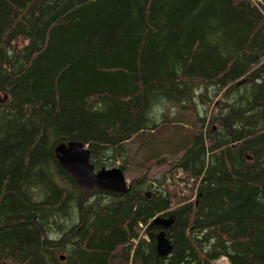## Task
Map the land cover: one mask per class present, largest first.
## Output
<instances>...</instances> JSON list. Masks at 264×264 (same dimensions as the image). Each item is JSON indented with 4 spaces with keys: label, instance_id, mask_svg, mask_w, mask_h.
<instances>
[{
    "label": "trees",
    "instance_id": "1",
    "mask_svg": "<svg viewBox=\"0 0 264 264\" xmlns=\"http://www.w3.org/2000/svg\"><path fill=\"white\" fill-rule=\"evenodd\" d=\"M72 141L145 170L84 190ZM221 258L264 264V0H0V264Z\"/></svg>",
    "mask_w": 264,
    "mask_h": 264
},
{
    "label": "water",
    "instance_id": "2",
    "mask_svg": "<svg viewBox=\"0 0 264 264\" xmlns=\"http://www.w3.org/2000/svg\"><path fill=\"white\" fill-rule=\"evenodd\" d=\"M56 156L62 167L75 179L78 186L84 190L98 189L102 191L124 193L129 189L125 172L119 167L96 169L91 162L90 151L81 142L60 143L55 148ZM150 196V193H148ZM173 219L156 217L154 223L161 226L156 235V249L160 256L169 255L173 250L171 241L166 236V229ZM65 260V256L60 257Z\"/></svg>",
    "mask_w": 264,
    "mask_h": 264
},
{
    "label": "rangeland",
    "instance_id": "3",
    "mask_svg": "<svg viewBox=\"0 0 264 264\" xmlns=\"http://www.w3.org/2000/svg\"><path fill=\"white\" fill-rule=\"evenodd\" d=\"M202 114H204V109L201 112ZM130 148H131V152L134 154V161L135 162H142L140 161L141 155H137L136 151H137V144L136 143H131L130 144ZM120 164V162H118L117 164H115V166H118ZM171 164L168 162L165 165H156L154 163H149L147 164V167L150 168V176L152 179H160L162 178V176L164 175V173H166L169 168H170ZM146 166H142V167H137V166H132L130 168L129 171H127L125 173L127 180L129 183H131V181L139 178L141 176V174L144 172ZM178 176L183 177L184 174L183 172L180 170L178 172ZM167 183H170L169 188L170 190H172L174 188V185L171 184V180H168ZM189 187L190 184H187L186 181L180 182V186H179V191H181L184 194H188L189 193ZM145 230V228H143L142 232ZM216 264H230L229 260L227 258H221L220 260H218L216 262Z\"/></svg>",
    "mask_w": 264,
    "mask_h": 264
}]
</instances>
